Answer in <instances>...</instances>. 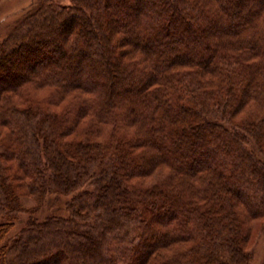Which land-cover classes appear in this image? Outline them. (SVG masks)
<instances>
[{
	"label": "trees",
	"instance_id": "obj_1",
	"mask_svg": "<svg viewBox=\"0 0 264 264\" xmlns=\"http://www.w3.org/2000/svg\"><path fill=\"white\" fill-rule=\"evenodd\" d=\"M71 1L0 45V264H250L264 0ZM21 188L70 216L7 240Z\"/></svg>",
	"mask_w": 264,
	"mask_h": 264
},
{
	"label": "rangeland",
	"instance_id": "obj_2",
	"mask_svg": "<svg viewBox=\"0 0 264 264\" xmlns=\"http://www.w3.org/2000/svg\"><path fill=\"white\" fill-rule=\"evenodd\" d=\"M44 0H0V45L5 41L14 23L29 11L36 8ZM61 5L72 4L71 0H53ZM57 39L61 36L56 34ZM75 64V63H74ZM71 64L72 66L74 65ZM45 65V64H44ZM26 71V69H24ZM3 84H0V89ZM52 93L48 90L39 92L38 98L45 99ZM4 165L11 167L13 173L16 172V167L10 162H3ZM22 188L18 190V200L22 205V209L17 211L15 225L7 237V240H14L18 237L26 225L32 220L43 222L48 217H67L70 216V210L67 204L72 198V195L61 196L59 194H48L40 199L36 195L26 192ZM0 223H6L4 215L0 212ZM246 249L252 252V261L250 264H264V221H257L254 230L248 240Z\"/></svg>",
	"mask_w": 264,
	"mask_h": 264
}]
</instances>
